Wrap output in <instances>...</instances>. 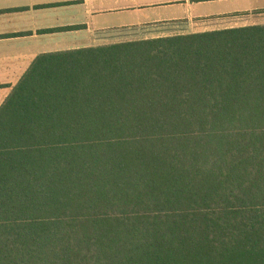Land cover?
<instances>
[{"label": "trees", "instance_id": "1", "mask_svg": "<svg viewBox=\"0 0 264 264\" xmlns=\"http://www.w3.org/2000/svg\"><path fill=\"white\" fill-rule=\"evenodd\" d=\"M0 264H264V25L39 56L0 108Z\"/></svg>", "mask_w": 264, "mask_h": 264}, {"label": "crops", "instance_id": "2", "mask_svg": "<svg viewBox=\"0 0 264 264\" xmlns=\"http://www.w3.org/2000/svg\"><path fill=\"white\" fill-rule=\"evenodd\" d=\"M227 1L241 0H0V108L41 55L107 45L118 31L264 9L196 15Z\"/></svg>", "mask_w": 264, "mask_h": 264}, {"label": "rangeland", "instance_id": "3", "mask_svg": "<svg viewBox=\"0 0 264 264\" xmlns=\"http://www.w3.org/2000/svg\"><path fill=\"white\" fill-rule=\"evenodd\" d=\"M255 6H264V0L227 1L223 3L206 2L205 4L196 7V15H216L221 12L242 10L249 7L254 8ZM253 25H264V9H258L250 13L242 12L193 22L179 21L172 24H159L152 27L118 31L114 33L110 39L106 38V43L107 45H110L120 42L169 37L183 34L187 35L191 33H202Z\"/></svg>", "mask_w": 264, "mask_h": 264}]
</instances>
